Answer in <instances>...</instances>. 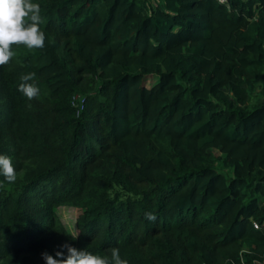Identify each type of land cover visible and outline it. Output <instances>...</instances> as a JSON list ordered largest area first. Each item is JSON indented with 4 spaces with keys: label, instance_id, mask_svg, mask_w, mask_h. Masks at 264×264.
I'll list each match as a JSON object with an SVG mask.
<instances>
[{
    "label": "trees",
    "instance_id": "obj_1",
    "mask_svg": "<svg viewBox=\"0 0 264 264\" xmlns=\"http://www.w3.org/2000/svg\"><path fill=\"white\" fill-rule=\"evenodd\" d=\"M32 2L45 46L0 67L16 169L0 176V264L65 243L128 264H264V0Z\"/></svg>",
    "mask_w": 264,
    "mask_h": 264
},
{
    "label": "clouds",
    "instance_id": "obj_2",
    "mask_svg": "<svg viewBox=\"0 0 264 264\" xmlns=\"http://www.w3.org/2000/svg\"><path fill=\"white\" fill-rule=\"evenodd\" d=\"M41 9L38 3L32 0H0V67L9 64L16 52L13 47L23 46L29 50L42 49L45 46L46 36L40 28L42 23ZM34 78V73L21 77L23 83L19 90L29 99L36 98L40 89L28 81ZM0 176L8 183L16 180V169L11 158L0 154ZM146 219L155 221L156 216L145 213ZM79 233L72 235V239H78ZM66 250V251H65ZM111 258L94 255L86 250H79L65 243L59 246L55 256L47 251L43 252L42 258L45 264H128L122 259L118 248H112Z\"/></svg>",
    "mask_w": 264,
    "mask_h": 264
},
{
    "label": "rangeland",
    "instance_id": "obj_3",
    "mask_svg": "<svg viewBox=\"0 0 264 264\" xmlns=\"http://www.w3.org/2000/svg\"><path fill=\"white\" fill-rule=\"evenodd\" d=\"M155 77L148 76L146 78V84L153 82ZM256 89H263L260 80L256 82ZM259 95L252 96V101L256 100ZM264 98V92L260 94L259 99ZM78 208L71 203H60L57 204L54 208V213L60 224L65 228V230L70 234L74 235L77 232V227L75 225V217L77 215Z\"/></svg>",
    "mask_w": 264,
    "mask_h": 264
},
{
    "label": "built area",
    "instance_id": "obj_4",
    "mask_svg": "<svg viewBox=\"0 0 264 264\" xmlns=\"http://www.w3.org/2000/svg\"><path fill=\"white\" fill-rule=\"evenodd\" d=\"M219 1H221V2H225V3L227 2V0H219ZM254 225H255V224H254Z\"/></svg>",
    "mask_w": 264,
    "mask_h": 264
}]
</instances>
